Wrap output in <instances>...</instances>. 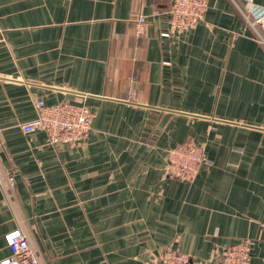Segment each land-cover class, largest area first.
Masks as SVG:
<instances>
[{"label":"crops","instance_id":"crops-1","mask_svg":"<svg viewBox=\"0 0 264 264\" xmlns=\"http://www.w3.org/2000/svg\"><path fill=\"white\" fill-rule=\"evenodd\" d=\"M173 2L0 0V175L15 178L0 191V264L16 229L44 264H157L169 248L219 264L245 239L264 264V46L245 0H209L162 39ZM39 100L85 103L89 136L25 133ZM185 145L209 160L192 181L169 172Z\"/></svg>","mask_w":264,"mask_h":264},{"label":"built area","instance_id":"built-area-1","mask_svg":"<svg viewBox=\"0 0 264 264\" xmlns=\"http://www.w3.org/2000/svg\"><path fill=\"white\" fill-rule=\"evenodd\" d=\"M245 7L236 4L237 10L245 18L255 33L258 42L264 46V10L258 11L253 0H245ZM209 0H174L168 19V27L160 33L162 39H170L186 33L204 20ZM137 35L145 33L146 18L141 15L136 19ZM38 117L21 125L25 133L42 131L47 135V143L77 145L84 141L92 130L95 114L85 103L63 102L48 106L44 100L36 102ZM203 149L196 145H185L168 151L169 172L183 181L195 179L203 164L208 163ZM15 189L13 175H0V191L10 195ZM11 196V195H10ZM264 230V221H260ZM5 241L11 249L10 257L1 264H44L38 251L32 246L28 235L22 229L10 231ZM252 241L245 239L227 246L219 252V264H251ZM157 264H203L193 261L177 248L166 249Z\"/></svg>","mask_w":264,"mask_h":264}]
</instances>
